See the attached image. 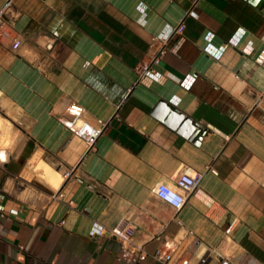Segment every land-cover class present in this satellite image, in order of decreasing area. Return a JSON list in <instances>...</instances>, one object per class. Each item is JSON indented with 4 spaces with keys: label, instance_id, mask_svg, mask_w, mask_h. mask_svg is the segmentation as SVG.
I'll return each instance as SVG.
<instances>
[{
    "label": "crops",
    "instance_id": "1",
    "mask_svg": "<svg viewBox=\"0 0 264 264\" xmlns=\"http://www.w3.org/2000/svg\"><path fill=\"white\" fill-rule=\"evenodd\" d=\"M263 46L251 0H0V264H264ZM73 102L106 123L93 149ZM186 167L176 210L152 189Z\"/></svg>",
    "mask_w": 264,
    "mask_h": 264
},
{
    "label": "built area",
    "instance_id": "2",
    "mask_svg": "<svg viewBox=\"0 0 264 264\" xmlns=\"http://www.w3.org/2000/svg\"><path fill=\"white\" fill-rule=\"evenodd\" d=\"M190 15H195L193 11L189 12ZM184 25L180 24L175 28V31H181ZM18 39L14 40V48L20 46ZM157 60V58H156ZM255 63L259 66L264 65V46L255 56ZM86 109L83 105L73 102L71 103L66 114L59 118V122L68 129L73 135L82 138L88 145L89 149H93L101 137L106 123L102 120H98L97 125L83 119ZM2 154V152H0ZM0 160H3L0 158ZM213 173L217 174V171L212 167L208 168ZM70 175V172L66 174ZM202 175L195 172L191 167L184 168L176 178H174L172 184L159 183L152 191L163 202L170 205L176 210H181L187 202V194L191 193L198 185ZM109 235L119 241L121 250L123 252V258L127 261L141 262L146 259L148 252L143 245L135 242L136 228L129 223L127 218H121V220L109 229ZM152 256L164 263H170L173 255L169 250L160 246L156 248ZM174 264H186L185 261L175 262Z\"/></svg>",
    "mask_w": 264,
    "mask_h": 264
},
{
    "label": "water",
    "instance_id": "3",
    "mask_svg": "<svg viewBox=\"0 0 264 264\" xmlns=\"http://www.w3.org/2000/svg\"><path fill=\"white\" fill-rule=\"evenodd\" d=\"M254 4H260V5H262V4H264V0H251ZM200 131V129H198L197 130V132H199Z\"/></svg>",
    "mask_w": 264,
    "mask_h": 264
},
{
    "label": "rangeland",
    "instance_id": "4",
    "mask_svg": "<svg viewBox=\"0 0 264 264\" xmlns=\"http://www.w3.org/2000/svg\"><path fill=\"white\" fill-rule=\"evenodd\" d=\"M0 144L1 145H7V142L4 140L3 137L0 136Z\"/></svg>",
    "mask_w": 264,
    "mask_h": 264
},
{
    "label": "bare ground",
    "instance_id": "5",
    "mask_svg": "<svg viewBox=\"0 0 264 264\" xmlns=\"http://www.w3.org/2000/svg\"><path fill=\"white\" fill-rule=\"evenodd\" d=\"M5 158H6V157H5V155H3V153H2V159H4V160H5ZM65 177H66V176H65Z\"/></svg>",
    "mask_w": 264,
    "mask_h": 264
},
{
    "label": "snow or ice",
    "instance_id": "6",
    "mask_svg": "<svg viewBox=\"0 0 264 264\" xmlns=\"http://www.w3.org/2000/svg\"><path fill=\"white\" fill-rule=\"evenodd\" d=\"M0 158H2V154H0Z\"/></svg>",
    "mask_w": 264,
    "mask_h": 264
}]
</instances>
